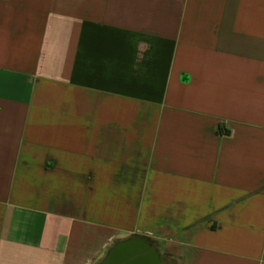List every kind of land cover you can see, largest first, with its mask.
Listing matches in <instances>:
<instances>
[{
  "label": "crops",
  "instance_id": "1",
  "mask_svg": "<svg viewBox=\"0 0 264 264\" xmlns=\"http://www.w3.org/2000/svg\"><path fill=\"white\" fill-rule=\"evenodd\" d=\"M264 264V0H0V264Z\"/></svg>",
  "mask_w": 264,
  "mask_h": 264
},
{
  "label": "water",
  "instance_id": "2",
  "mask_svg": "<svg viewBox=\"0 0 264 264\" xmlns=\"http://www.w3.org/2000/svg\"><path fill=\"white\" fill-rule=\"evenodd\" d=\"M158 252L142 238L116 243L100 264H157Z\"/></svg>",
  "mask_w": 264,
  "mask_h": 264
},
{
  "label": "trees",
  "instance_id": "3",
  "mask_svg": "<svg viewBox=\"0 0 264 264\" xmlns=\"http://www.w3.org/2000/svg\"><path fill=\"white\" fill-rule=\"evenodd\" d=\"M131 238H142V239H144L145 241H147L148 243H151V242L148 240V238L143 237V236H136V235H133V236H131ZM151 244H152V243H151Z\"/></svg>",
  "mask_w": 264,
  "mask_h": 264
}]
</instances>
